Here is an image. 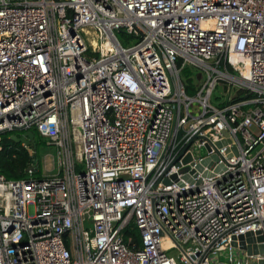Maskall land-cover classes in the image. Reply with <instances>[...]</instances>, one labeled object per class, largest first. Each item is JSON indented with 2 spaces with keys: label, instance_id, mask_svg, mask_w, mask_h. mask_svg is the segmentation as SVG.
I'll return each mask as SVG.
<instances>
[{
  "label": "built area",
  "instance_id": "obj_1",
  "mask_svg": "<svg viewBox=\"0 0 264 264\" xmlns=\"http://www.w3.org/2000/svg\"><path fill=\"white\" fill-rule=\"evenodd\" d=\"M30 130L57 172L0 173V264H255L264 0H0V150Z\"/></svg>",
  "mask_w": 264,
  "mask_h": 264
},
{
  "label": "rangeland",
  "instance_id": "obj_2",
  "mask_svg": "<svg viewBox=\"0 0 264 264\" xmlns=\"http://www.w3.org/2000/svg\"><path fill=\"white\" fill-rule=\"evenodd\" d=\"M85 31V36L87 37L88 41L90 42L89 44L93 45L94 48H96L97 46V40H96V35H94L92 29H87L84 30ZM116 35L118 37V39L124 44L125 41V35L120 33V32H116ZM187 70L189 71V76L185 74V71L181 72V77L182 80H184V82L186 84H188L186 82V80L188 78H190L192 80V85L196 83V78L195 75L198 71V68L196 66L190 65L188 67H186ZM231 95H234V92H231ZM227 98V95L225 93H223V90L217 86L211 96H210V102L215 105V106H219L220 104H222ZM198 109L197 107H193L192 111L196 112ZM16 134H20L18 131H16ZM30 147V150L33 152H36L37 158L40 160L42 166L45 163V166L48 170L42 168V172L45 175L48 174H55L57 172L56 168H52L53 166L57 165V160H58V147H56V145H49L47 144L46 140L42 137H38V136H34V139L29 143L28 145ZM201 153L205 152V148H201L200 149ZM196 153H198V151H196ZM172 253L176 252L175 250H171ZM250 264H254V261L250 260Z\"/></svg>",
  "mask_w": 264,
  "mask_h": 264
},
{
  "label": "trees",
  "instance_id": "obj_3",
  "mask_svg": "<svg viewBox=\"0 0 264 264\" xmlns=\"http://www.w3.org/2000/svg\"><path fill=\"white\" fill-rule=\"evenodd\" d=\"M185 74L189 76V71L185 68ZM184 82V80H183ZM186 93H193L192 80L188 78L186 80ZM34 135L41 137L36 130H33ZM2 148L0 150V173L4 175L7 179H22L26 178V168L32 161V157H37L36 152L32 154L29 153L30 147H24L21 143H16L9 138V133L1 135ZM35 176H40V173H35ZM134 238H136V232L132 230L130 233ZM127 237V236H126ZM126 239V238H125Z\"/></svg>",
  "mask_w": 264,
  "mask_h": 264
},
{
  "label": "water",
  "instance_id": "obj_4",
  "mask_svg": "<svg viewBox=\"0 0 264 264\" xmlns=\"http://www.w3.org/2000/svg\"><path fill=\"white\" fill-rule=\"evenodd\" d=\"M197 78H199V74L197 75ZM226 86H223V89H225ZM224 134L225 131H223ZM34 132L33 131H25L23 133H21L20 136H18L17 134H10L9 135V138L16 142V143H24L26 146L29 145V143L34 139ZM191 157L188 155L185 159H184V162L190 160ZM210 164V161L208 158L202 160V164ZM197 168L200 169L201 166L200 165H197ZM175 177V176H173ZM184 179H186V176L184 177ZM239 239V247L243 250L246 251L247 255H254V254H257V253H260V254H264V245L263 244H260V245H255L253 243L254 241V236H253V233L252 232H247L245 233L244 235H240L238 237ZM258 241H262L263 237L262 236H258L256 238ZM233 245L236 246V243L233 242ZM255 264H264V259H260L258 260Z\"/></svg>",
  "mask_w": 264,
  "mask_h": 264
},
{
  "label": "bare ground",
  "instance_id": "obj_5",
  "mask_svg": "<svg viewBox=\"0 0 264 264\" xmlns=\"http://www.w3.org/2000/svg\"><path fill=\"white\" fill-rule=\"evenodd\" d=\"M87 29H90L89 27H85V29L84 30H87ZM97 42V41H96ZM91 45V44H90ZM91 47H92V49L93 50H95V49H97L98 48V46H96V48H94V46L93 45H91Z\"/></svg>",
  "mask_w": 264,
  "mask_h": 264
}]
</instances>
